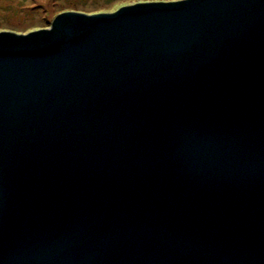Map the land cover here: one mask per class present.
<instances>
[{"label": "water", "instance_id": "1", "mask_svg": "<svg viewBox=\"0 0 264 264\" xmlns=\"http://www.w3.org/2000/svg\"><path fill=\"white\" fill-rule=\"evenodd\" d=\"M0 264H264V0L0 33Z\"/></svg>", "mask_w": 264, "mask_h": 264}, {"label": "rangeland", "instance_id": "2", "mask_svg": "<svg viewBox=\"0 0 264 264\" xmlns=\"http://www.w3.org/2000/svg\"><path fill=\"white\" fill-rule=\"evenodd\" d=\"M185 0H0V33L27 36L52 29L55 19L67 12L83 15L113 13L137 3L181 2Z\"/></svg>", "mask_w": 264, "mask_h": 264}, {"label": "snow or ice", "instance_id": "3", "mask_svg": "<svg viewBox=\"0 0 264 264\" xmlns=\"http://www.w3.org/2000/svg\"><path fill=\"white\" fill-rule=\"evenodd\" d=\"M141 2H153V0H141ZM127 7V5H125Z\"/></svg>", "mask_w": 264, "mask_h": 264}, {"label": "trees", "instance_id": "4", "mask_svg": "<svg viewBox=\"0 0 264 264\" xmlns=\"http://www.w3.org/2000/svg\"><path fill=\"white\" fill-rule=\"evenodd\" d=\"M67 13H69V12H67ZM72 13H77V12H72ZM40 32V31H39ZM4 34H7L6 32H4Z\"/></svg>", "mask_w": 264, "mask_h": 264}]
</instances>
